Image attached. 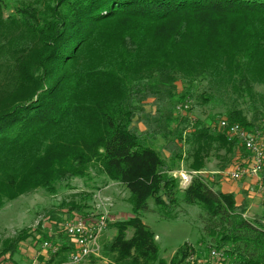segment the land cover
<instances>
[{
    "label": "trees",
    "instance_id": "trees-1",
    "mask_svg": "<svg viewBox=\"0 0 264 264\" xmlns=\"http://www.w3.org/2000/svg\"><path fill=\"white\" fill-rule=\"evenodd\" d=\"M260 86L264 0H0V210L94 170L128 191L131 216L107 224L116 233L102 253L112 264H189L205 242L224 251L221 264H264V196L248 215L245 195L221 191L222 172L247 152L216 128L226 118L264 129ZM187 97L191 108L177 114ZM196 108L207 111L192 117ZM209 158L215 179L204 178ZM181 168L196 172L186 187L174 176ZM73 205L68 214L85 207ZM190 205L205 238L166 261L142 217L172 220ZM57 232L60 264L74 245ZM22 239L3 240L0 264Z\"/></svg>",
    "mask_w": 264,
    "mask_h": 264
},
{
    "label": "rangeland",
    "instance_id": "rangeland-1",
    "mask_svg": "<svg viewBox=\"0 0 264 264\" xmlns=\"http://www.w3.org/2000/svg\"><path fill=\"white\" fill-rule=\"evenodd\" d=\"M177 85L179 90H181L185 86V83L177 81ZM205 88L204 83H197L194 87V89L201 92ZM256 88L257 90L264 91V87L262 86ZM145 109L150 110L151 107L146 105ZM191 111V116L196 117L202 115L207 110L196 108ZM243 158L244 154H240L239 159ZM217 162L218 160L216 158L208 159V171L205 173L204 178L210 179L213 176L211 172L215 169ZM230 167L228 166L224 171L230 169ZM180 171L188 172L184 168H181ZM90 174L91 178L73 179L69 184L62 185L55 193H48L43 189L33 190L19 196L1 209L0 250L3 247L2 242L5 238L13 239L18 236L23 237L18 245L19 250L17 249L11 255L10 252H7L5 256L13 260H24L28 257L29 250L32 252V250L36 251L39 248L40 243L46 239L44 235H53L52 241L59 240L60 235L57 231H60L63 227L57 230L54 229L53 224L55 218L61 217L63 220H66L70 219L73 214L88 212L96 203V196L98 194L101 197L109 199L112 203L111 208H109L108 223L129 218L131 216V210L127 202V189L120 184L106 180L104 177H97L94 170H91ZM256 191L257 194L255 193ZM245 192L242 197L245 195L246 201L249 200L250 202L247 214L252 215L259 210L258 204L260 200H263L264 194L258 191L256 185H251ZM73 204L83 205L85 207L82 212L73 210L71 211L72 213L68 214V210L71 206H74ZM149 204L152 206L151 202ZM180 210L181 213L178 214L177 218L172 220L162 219L157 213L152 211L146 212L142 217L143 222L149 226L156 237L155 239L160 249V257L166 260H169L177 248L183 243L188 242L195 247H201L198 241L205 238V232L203 231L199 217L201 213L199 207L196 205L181 206ZM115 233V228L107 227L102 233L101 240H99L102 244L100 245L101 251L99 255L93 257L90 261L86 260L87 262L85 261L82 264H112L110 258L102 253V249L103 244L110 241ZM127 236H130V233ZM204 244L202 245L207 247V250L202 254V258L196 259V255H193L190 258L189 264H204V258L207 257L209 247L206 242ZM54 259L53 264H57L63 257L57 256Z\"/></svg>",
    "mask_w": 264,
    "mask_h": 264
},
{
    "label": "built area",
    "instance_id": "built-area-1",
    "mask_svg": "<svg viewBox=\"0 0 264 264\" xmlns=\"http://www.w3.org/2000/svg\"><path fill=\"white\" fill-rule=\"evenodd\" d=\"M191 104L192 99L185 98L177 105V114L188 111ZM216 128L224 132L228 141L238 142L247 152L243 160L237 162L222 174L234 181H238L244 176L258 177L259 187L264 189V184L260 182V173L264 166V129L249 131L240 124L230 122L226 118H221ZM180 170L175 171L174 176L179 177L180 187H186L196 172ZM111 206L112 203L109 199L98 194L96 203L91 210L84 214H75L72 218L65 220L63 228L73 243L74 249L69 253L67 260L61 264H81L89 257L99 255L101 251L99 240L107 228ZM59 250V242L43 240L40 243V251L32 257L29 264H44L39 258L42 252L44 258L51 259L57 255ZM209 257L210 264H221V261L225 258V253L222 249L209 247Z\"/></svg>",
    "mask_w": 264,
    "mask_h": 264
},
{
    "label": "crops",
    "instance_id": "crops-1",
    "mask_svg": "<svg viewBox=\"0 0 264 264\" xmlns=\"http://www.w3.org/2000/svg\"><path fill=\"white\" fill-rule=\"evenodd\" d=\"M205 173L206 172H204V175H205ZM212 173V175L213 176H211L210 178H213L214 177V179L215 178H217V173H221V172H217L215 169L213 170V172H211ZM239 183H240V185H239ZM220 189H221V191H223V192H227V193H233L234 195H235V197H236V200L238 201V202H240V201H242L243 200V198H244V196L242 197V195H243V193L245 194L246 192H245V190H247V189H249L250 188V186L251 185H256L257 186V188H258V191H260L262 194H264V189H261L260 187H259V178L258 177H253V176H244L243 178H241L240 180H238V181H234V180H232V179H230V178H228L227 176H225V175H223V179H220ZM257 190V189H256ZM242 193V194H241ZM256 194H257V191L255 192ZM250 197H253V196H250ZM249 197V198H250ZM248 199V198H247ZM263 199V198H262ZM261 201L262 200H260V202H259V204H258V208H259V210H257V212H255V213H258V212H260V210H261V206H260V204H261ZM247 204H248V207H249V204H250V202H249V200H247ZM102 237V236H101ZM156 238V237H155ZM100 240H101V238H100ZM56 242H59V240L57 239V240H55ZM100 242V241H99ZM100 245H102L101 244V242H100ZM104 245V244H103ZM40 251V245H39V248L38 249H36V251H34V250H32V252L29 250V252H28V257L26 258V259H24V260H13L12 258L10 259V260H8L9 262L8 263H10V264H29L30 262H31V259H32V257L37 253V252H39ZM42 255H40V259H41V261H43L44 262V264H53L54 263V261H55V257H52L51 259H46V258H44V254H43V252L41 253ZM98 256V255H97ZM93 257H96V256H91V257H89V259H87V261H90V259H92ZM172 257V256H171ZM170 257V258H171ZM164 259V258H163ZM166 260V259H165ZM25 261V262H24ZM86 261V262H87ZM166 261H169V260H166ZM85 262V261H84ZM62 263V262H61ZM60 263V264H61ZM82 264V263H81Z\"/></svg>",
    "mask_w": 264,
    "mask_h": 264
}]
</instances>
